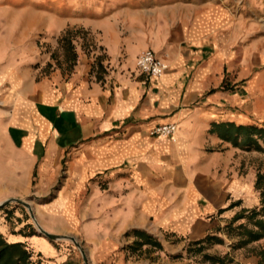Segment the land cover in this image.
<instances>
[{"label": "crops", "instance_id": "crops-1", "mask_svg": "<svg viewBox=\"0 0 264 264\" xmlns=\"http://www.w3.org/2000/svg\"><path fill=\"white\" fill-rule=\"evenodd\" d=\"M262 20L264 0H0V234L43 264H85L74 230L88 264L260 244L228 226L262 206Z\"/></svg>", "mask_w": 264, "mask_h": 264}, {"label": "trees", "instance_id": "trees-1", "mask_svg": "<svg viewBox=\"0 0 264 264\" xmlns=\"http://www.w3.org/2000/svg\"><path fill=\"white\" fill-rule=\"evenodd\" d=\"M264 175H259L257 189L261 191L262 206L259 210H253L250 214L245 213L237 216L228 226L229 232L238 231L241 238L238 247L248 245L252 242L264 238ZM240 219H247V223L234 228V223ZM249 224L252 227H249ZM206 259L216 261L215 257L206 256ZM0 264H43L33 260V253L24 243H9L5 237L0 234Z\"/></svg>", "mask_w": 264, "mask_h": 264}, {"label": "rangeland", "instance_id": "rangeland-1", "mask_svg": "<svg viewBox=\"0 0 264 264\" xmlns=\"http://www.w3.org/2000/svg\"><path fill=\"white\" fill-rule=\"evenodd\" d=\"M262 21L264 22V20H262ZM76 36H78V35H76ZM38 48L41 51L40 48H42V46H40L39 43H38ZM44 51L45 50H43V52ZM59 57H60V54H57V56H56V54H53V56H52V58L55 60L54 64L56 65V67L60 66L59 64H60L61 61L59 60ZM63 69L66 71V74L70 70V68L66 64L63 66ZM262 167H263L262 168L263 172L260 173L259 175H264V158L262 160ZM259 175H258V178H259ZM263 186H264V181H263ZM22 201H24V202H26L27 204L30 205V203L28 201H25V200H22ZM23 207H24L23 210L24 211L27 210L25 212H28V214L26 213L27 215H24L23 218L24 219L25 218H29L32 221L33 226L39 231L38 228H39V226L42 227V224L38 220V218H37L32 206H31V210L29 208H27L25 205H23ZM244 220H245V223H247V219H244ZM249 227H252V225L249 224ZM42 229H44V228L42 227ZM72 237L75 238L76 242L81 245L80 240H78V238L76 237V231L75 230L73 231V236ZM68 243H70L72 245L75 244L71 240ZM82 250L84 251L83 248H82ZM84 253L86 254L87 259H89L88 258V254L85 251H84ZM188 254H192V255L195 256V255H199V252H195V250L193 249L192 251L188 252ZM82 255H83V253H82ZM203 256H204V260L208 261L209 264H240L242 259L249 258V257H255L257 259V261H258V264H264V240L260 244H258L256 246H253L251 248H246V251L232 250L229 254H221V252L219 253V251H215V250L212 251L211 250L210 252H206V254H203ZM206 256L215 257L216 261L208 260V259H206ZM80 258H81L80 261L83 260V262L85 263L84 256L83 257L81 256ZM175 259H177V258H175ZM35 262L38 263V261H35ZM88 262H89V260H88Z\"/></svg>", "mask_w": 264, "mask_h": 264}, {"label": "built area", "instance_id": "built-area-1", "mask_svg": "<svg viewBox=\"0 0 264 264\" xmlns=\"http://www.w3.org/2000/svg\"><path fill=\"white\" fill-rule=\"evenodd\" d=\"M137 68L141 73L151 78L159 79L168 71L169 66L158 58L152 50H148L139 56ZM177 130L178 126L176 124L160 125L155 128L153 135L163 138L173 137L177 133Z\"/></svg>", "mask_w": 264, "mask_h": 264}, {"label": "water", "instance_id": "water-1", "mask_svg": "<svg viewBox=\"0 0 264 264\" xmlns=\"http://www.w3.org/2000/svg\"><path fill=\"white\" fill-rule=\"evenodd\" d=\"M14 201L19 202V203L25 205L27 208H29V209L31 210V206H30L29 204H27L26 202H24V201H22V200H14ZM2 205H3V204H2ZM2 205H1V206H2ZM38 229H39V232H40V233L44 234L45 236H47V237L50 238V239H54V240H59V239H61L60 236L50 234L49 232H47V231H45L44 229H42V227H40V226H39ZM69 239H70L71 241H73V242L77 245V247L82 251L83 256H84L85 264H88V259H87V257H86V254H85L84 251L82 250L81 245L78 244V243L76 242L75 238H69Z\"/></svg>", "mask_w": 264, "mask_h": 264}]
</instances>
